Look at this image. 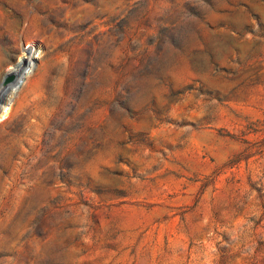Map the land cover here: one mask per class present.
Masks as SVG:
<instances>
[{
  "label": "rangeland",
  "instance_id": "374dc122",
  "mask_svg": "<svg viewBox=\"0 0 264 264\" xmlns=\"http://www.w3.org/2000/svg\"><path fill=\"white\" fill-rule=\"evenodd\" d=\"M35 8L52 54L0 107V264H264V154L232 164L264 137V0H0V32Z\"/></svg>",
  "mask_w": 264,
  "mask_h": 264
},
{
  "label": "bare ground",
  "instance_id": "6f19581e",
  "mask_svg": "<svg viewBox=\"0 0 264 264\" xmlns=\"http://www.w3.org/2000/svg\"><path fill=\"white\" fill-rule=\"evenodd\" d=\"M33 12L35 14L32 16L26 15L24 18L22 17L12 30H3L0 32V107H2L1 105H4L9 100L11 92L14 90L21 78L28 75V72L27 74L25 73L26 69L30 68V66L35 62L36 54H38L37 57L44 58V61L51 59L52 45L50 44V39L52 36L48 35L46 25H44V22L38 17V9L35 8ZM21 23L24 24L22 29L20 28ZM39 39H43V41L40 42ZM24 41L31 43L32 49L26 53L23 52L22 60L17 64H13L14 53L18 51L20 44ZM6 65H13V71L11 73L13 82L3 85L4 76L1 72L3 67ZM34 76H36V73L29 75V78L27 79L31 81ZM6 110H8V108Z\"/></svg>",
  "mask_w": 264,
  "mask_h": 264
},
{
  "label": "trees",
  "instance_id": "16d2710c",
  "mask_svg": "<svg viewBox=\"0 0 264 264\" xmlns=\"http://www.w3.org/2000/svg\"><path fill=\"white\" fill-rule=\"evenodd\" d=\"M246 130L248 131L247 133L242 134V136H246L249 134H255L256 130L252 128V125L249 124L246 128ZM230 138H233V136L229 135ZM240 142L245 145L244 149L237 155V157L235 158V160L232 162V164L236 165L238 163H240L241 161H247L250 157L252 156H260L262 154H264V137L261 141L259 142H255L252 143L251 141L243 138V139H239ZM258 193H260V190L258 191Z\"/></svg>",
  "mask_w": 264,
  "mask_h": 264
}]
</instances>
